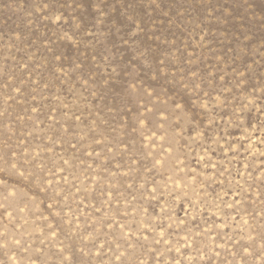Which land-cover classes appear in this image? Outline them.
<instances>
[{
  "label": "rangeland",
  "instance_id": "obj_1",
  "mask_svg": "<svg viewBox=\"0 0 264 264\" xmlns=\"http://www.w3.org/2000/svg\"><path fill=\"white\" fill-rule=\"evenodd\" d=\"M0 264H264V0H0Z\"/></svg>",
  "mask_w": 264,
  "mask_h": 264
}]
</instances>
